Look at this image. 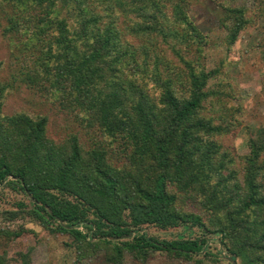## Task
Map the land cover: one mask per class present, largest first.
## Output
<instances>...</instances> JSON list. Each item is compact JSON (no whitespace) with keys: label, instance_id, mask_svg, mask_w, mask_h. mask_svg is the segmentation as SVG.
<instances>
[{"label":"trees","instance_id":"16d2710c","mask_svg":"<svg viewBox=\"0 0 264 264\" xmlns=\"http://www.w3.org/2000/svg\"><path fill=\"white\" fill-rule=\"evenodd\" d=\"M8 1L24 15L23 29L11 27L23 33L21 53H41L22 72L25 82L48 81V98L69 114L81 111V122L99 137L88 148L75 134L54 141L47 116L3 113L0 88V187L32 205L16 201L17 211L0 216L13 222L24 213L71 236L84 256L87 248L106 249L110 264H122L125 252L141 261L151 252L210 257L202 249L211 235L243 264H264V128L250 138L242 171L233 169L220 140L243 126L240 109L214 102L218 93L208 86L218 72L203 67L207 36L188 17L190 0ZM30 7L42 16H31ZM118 13L139 43L116 28ZM246 16V9H226L228 44L252 26ZM122 153L127 161L117 166L111 157ZM189 201L194 209L186 211ZM147 227L202 235L160 240L142 233ZM23 231L1 230L0 238ZM21 258L30 263L27 254ZM0 264H10L4 254Z\"/></svg>","mask_w":264,"mask_h":264},{"label":"rangeland","instance_id":"374dc122","mask_svg":"<svg viewBox=\"0 0 264 264\" xmlns=\"http://www.w3.org/2000/svg\"><path fill=\"white\" fill-rule=\"evenodd\" d=\"M189 2L188 17L200 32L207 36V43L203 46L201 53L203 67L207 71L216 70L218 72L208 86L210 90L219 94L214 102L219 104L218 109L221 107H225L227 111L232 108L240 109L236 120L243 123V126L235 133L223 137L220 142L234 158L233 169L242 171L244 158L250 153L248 147L250 138L255 136L258 130L264 128V0H190ZM58 5L61 4L58 3ZM47 6L48 3L44 5V7ZM32 8L35 7H30ZM228 8L246 9V17L252 24L240 33L233 44H228L229 28L232 25V22L225 20ZM14 9L12 2L0 0V63H2L0 88H5L1 102L2 112L6 115L26 113L32 116H47L49 118L47 128L49 138L61 141L75 134L79 136L85 148H88V142L97 139L99 133L96 136L81 122L83 117L79 114L81 111L76 110L75 114H69L61 106L60 100L54 98L50 100L47 91L51 84L48 81H41L39 86L34 84L29 86L28 81L25 82L26 77L22 72L30 70L29 61L33 62L41 56V53L38 50L34 52L27 50L21 53L19 45H21L20 36L23 33H18L11 27L17 28L21 25L23 29L25 20L23 21V13ZM168 10L172 11L171 8L165 7V11ZM37 13L35 8L31 16L34 18L42 16L41 13L38 17ZM117 16L116 28L123 32L125 40H130L131 35L126 29L130 24L129 20L121 13ZM68 21L72 25V19ZM103 26L104 22L101 24L102 28ZM52 35L51 33L47 37L43 36L42 42L46 43ZM23 36L26 37L24 43H30L28 36ZM130 41L139 43V40ZM172 56L167 52L166 57L172 58ZM108 141L105 140L103 143ZM119 143L120 141L117 144ZM118 145H115V148ZM119 150L122 152L120 148ZM111 159L118 164L117 166H122L127 161L124 153L119 154V157L112 155ZM3 188L4 186L0 187V212L17 211L19 207L15 204L16 201H22L25 206L32 207L28 198L22 193H13ZM188 204L183 206L184 209L193 210L194 208L190 206L191 201ZM50 227L51 230L57 228L53 222ZM21 228L24 230L23 234L17 239L0 238V256L4 254L10 264H23L21 254L29 256V264H110L107 261L106 249L87 248V256H84L83 253H79L71 236L48 231L24 213L22 217L13 222L9 221L7 214L0 216V231H18ZM82 232L89 234L86 229H82ZM142 233L160 240L196 238L202 235L197 228L188 230L185 227L168 231L147 227ZM206 252L212 256L201 255L190 261L166 252H151L146 260L141 261L134 254L125 252L122 264H231L228 259L233 257L223 248L217 235H211L207 239L202 249L203 254ZM237 262L243 264L240 259H237Z\"/></svg>","mask_w":264,"mask_h":264},{"label":"water","instance_id":"95a60500","mask_svg":"<svg viewBox=\"0 0 264 264\" xmlns=\"http://www.w3.org/2000/svg\"><path fill=\"white\" fill-rule=\"evenodd\" d=\"M228 260L229 262H231V264H238L237 260H235L234 258H229Z\"/></svg>","mask_w":264,"mask_h":264}]
</instances>
